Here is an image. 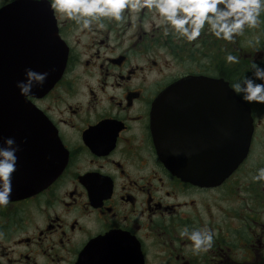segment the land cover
<instances>
[{
	"label": "flooded vegetation",
	"instance_id": "af4514ba",
	"mask_svg": "<svg viewBox=\"0 0 264 264\" xmlns=\"http://www.w3.org/2000/svg\"><path fill=\"white\" fill-rule=\"evenodd\" d=\"M15 1L0 0L2 58L35 51L32 43L20 45L30 32L19 28L17 14L3 10ZM51 17L66 48L65 64L44 95L27 99L56 133L57 172L44 188L0 207V261L264 264V185L251 180L264 166V103L244 102L249 146L216 186L193 184L168 170L152 121L154 107H162V119L173 110L183 124L178 131L192 139L191 155L207 153L206 144L218 134L226 138L227 116L211 110L226 102L211 99L212 80L233 91L231 85L264 60L262 23L231 42L202 33L188 43L164 36L147 12L105 21L106 28L93 31L53 10ZM227 52L239 62L225 63ZM16 144L34 148L29 140ZM185 225L215 230L212 247L193 253L178 236Z\"/></svg>",
	"mask_w": 264,
	"mask_h": 264
},
{
	"label": "water",
	"instance_id": "95a60500",
	"mask_svg": "<svg viewBox=\"0 0 264 264\" xmlns=\"http://www.w3.org/2000/svg\"><path fill=\"white\" fill-rule=\"evenodd\" d=\"M3 10L17 14L19 28L24 27L30 32L26 36L23 34L21 39L24 40L20 39V45L32 43L35 47L34 52L24 55L0 57V147L5 137L14 138L15 142L26 140L27 143L29 140L34 143V148L30 149L20 145L16 153V171L12 174L13 192L10 199H17L44 188L54 174L52 170L57 172L53 167L59 141L49 124L43 126L42 115L28 106L25 96L19 94L16 82L24 79L25 68L36 72L47 71L49 75L44 85L35 86L30 96L38 97L46 93L62 72L66 48L56 34L52 9L46 1L37 4L34 0H16ZM262 30L264 36V23ZM212 81L211 99L226 102L222 106L212 104V115L227 116V137L229 134L232 137L225 138L218 134V137L211 138L210 146L208 139L205 147L207 153H188L194 149L192 139H189V132L178 131L177 128L183 124L180 125L173 110L169 109L163 114L165 119L160 118L161 106L154 107L152 113L153 137L165 166L182 180L202 186L219 185L238 166L246 155L251 136L248 106L228 87L217 80ZM170 90L163 95L172 94ZM162 99L158 98V101ZM33 115L37 117L35 120L30 118ZM212 123L218 127L224 125L222 121Z\"/></svg>",
	"mask_w": 264,
	"mask_h": 264
},
{
	"label": "clouds",
	"instance_id": "9594fccd",
	"mask_svg": "<svg viewBox=\"0 0 264 264\" xmlns=\"http://www.w3.org/2000/svg\"><path fill=\"white\" fill-rule=\"evenodd\" d=\"M39 4L41 0H34ZM11 3V0H9ZM50 8L73 22L79 29L93 31L106 28L105 21L121 23L133 18V13L147 12L164 36L191 43L202 33L218 40L233 41L245 29L264 23V0H47ZM225 63H238V57L225 53ZM49 73L24 69V79L16 82L21 96H28L35 86H43ZM242 102L264 103V60L254 63L250 75L231 85ZM19 145L5 137L0 147V207L9 203L12 195V174L16 171ZM252 182L264 185V166L251 176ZM215 230L185 225L178 231L181 240L193 253L207 252L213 245ZM0 264H4L0 261Z\"/></svg>",
	"mask_w": 264,
	"mask_h": 264
},
{
	"label": "rangeland",
	"instance_id": "374dc122",
	"mask_svg": "<svg viewBox=\"0 0 264 264\" xmlns=\"http://www.w3.org/2000/svg\"><path fill=\"white\" fill-rule=\"evenodd\" d=\"M260 116L264 118V112L260 113ZM263 146H264V143H263ZM214 211H215V213H217V209H215Z\"/></svg>",
	"mask_w": 264,
	"mask_h": 264
}]
</instances>
